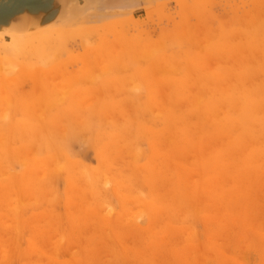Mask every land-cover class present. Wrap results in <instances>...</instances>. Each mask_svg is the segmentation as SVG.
Returning a JSON list of instances; mask_svg holds the SVG:
<instances>
[{
    "label": "rangeland",
    "instance_id": "1",
    "mask_svg": "<svg viewBox=\"0 0 264 264\" xmlns=\"http://www.w3.org/2000/svg\"><path fill=\"white\" fill-rule=\"evenodd\" d=\"M242 1L107 0L66 28L139 25L0 59V264H264V0Z\"/></svg>",
    "mask_w": 264,
    "mask_h": 264
},
{
    "label": "bare ground",
    "instance_id": "2",
    "mask_svg": "<svg viewBox=\"0 0 264 264\" xmlns=\"http://www.w3.org/2000/svg\"><path fill=\"white\" fill-rule=\"evenodd\" d=\"M178 1V5H182L184 2H185V0H177ZM244 1V0H243ZM242 1V2H243ZM248 1V0H247ZM252 1V0H251ZM254 1V0H253ZM252 1V2H253ZM255 1H261V0H255ZM230 2V1H229ZM232 3V5H233V3H234V1L233 2H231ZM254 3H256V4H258L259 2H254ZM261 3V2H260ZM263 3V2H262ZM236 4V3H235ZM252 4V3H251ZM250 4V5H251ZM228 5H230V4H228ZM237 5V4H236ZM161 6V5H160ZM235 6V5H234ZM252 6V5H251ZM257 6V5H256ZM260 6V5H259ZM264 6V5H263ZM116 7V6H115ZM246 7V6H245ZM254 7H255V5H254ZM103 8V7H102ZM111 8V7H110ZM230 8H231V10H230V12L232 11L233 13H235L236 15H238V17H239V14H237L236 12H235V8L233 7L232 8V6L230 5ZM229 8V9H230ZM240 8H243V6H241ZM239 8V9H240ZM247 8V7H246ZM246 8H243V9H246ZM252 8V7H251ZM264 8V7H263ZM223 9H226V8H224L223 7ZM228 9V10H229ZM234 9V10H233ZM248 9V8H247ZM246 9V10H247ZM258 10L260 9L259 7L257 8ZM256 9V11L257 12H260V11H258ZM95 10H96V8H95ZM98 10V9H97ZM101 10V9H100ZM107 10V9H106ZM228 10H227V12H228ZM245 10V11H246ZM248 10H250V7H249V9ZM252 10V9H251ZM240 11V10H239ZM255 11V12H256ZM148 12V11H147ZM223 12H225V11H223ZM227 12H225V14L227 15ZM229 12V13H230ZM241 12V11H240ZM247 12V11H246ZM221 13V12H220ZM242 13H243V10H242ZM241 13V14H242ZM251 14H252V12H251ZM255 14V13H254ZM219 15V14H218ZM243 15H245V14H242V17H243ZM250 15V14H249ZM259 15H261L260 13H259ZM87 16H88V14H87ZM97 16H99V15H97ZM97 16H96V18H97ZM101 16V15H100ZM107 16V15H106ZM223 16V15H222ZM247 16V15H246ZM245 16V17H246ZM262 16V15H261ZM84 17V16H83ZM109 17H111L110 15H109ZM113 17V16H112ZM125 17V16H124ZM127 18H119V19H110L111 21H104V23H101V24H98V25H100V26H89V27H83V28H66V27H64L63 25H61V23L62 22H57V23H53V24H47V25H45V26H42V27H40V28H37V29H34V30H31V31H22V32H19V31H16V32H11L10 33V35H9V38L7 39L6 37H5V35H4V32L3 31H1L0 30V59L2 58H5V59H7V60H12V59H15V58H18V57H22V56H25V55H27V54H30L34 49H36V48H40V47H42V45L43 46H45V45H48V44H51V43H53V44H60V47H61V45H63V42L64 41H66V42H68V40H69V38H75V37H86V39H87V36H89V35H91V34H98V35H103V33H105L106 31H111V32H122V30H123V28L125 29V26H126V24H132L133 26H136V24L137 25H139V23L138 22H140V21H137V20H135L131 15L129 16H126ZM194 17V16H193ZM202 17V16H201ZM220 17H221V15H220ZM224 17V16H223ZM228 17V16H227ZM248 17H250V16H248ZM258 17V16H257ZM219 18V17H218ZM236 17H234V19H235ZM252 18V17H251ZM90 19V18H89ZM107 19V18H106ZM188 19H189V16H188ZM212 19V18H211ZM80 20V19H79ZM99 20V19H98ZM203 20V19H202ZM239 20H240V18H239ZM242 20V19H241ZM28 20H26V19H19V21H18V25H24V23H26ZM189 21V20H188ZM97 22V21H96ZM245 22H246V20H245ZM245 22H243V23H245ZM251 23V22H250ZM249 23V24H250ZM224 24V23H223ZM141 25V24H140ZM74 26V25H73ZM83 26V25H82ZM72 27V26H71ZM192 28V27H191ZM162 30V29H161ZM147 31V30H146ZM158 31V30H157ZM142 32H144V31H142ZM154 32V31H153ZM147 33V32H146ZM152 33V32H151ZM228 33V32H227ZM185 34V33H184ZM189 34V33H188ZM113 35V34H112ZM115 35V34H114ZM236 35V34H235ZM154 36V35H153ZM237 36V35H236ZM235 36V37H236ZM245 37V36H244ZM243 37V40H245L246 39V37L244 38ZM154 38V37H153ZM232 38V37H231ZM248 38V37H247ZM68 39V40H67ZM76 39V38H75ZM85 39V40H86ZM135 39V38H134ZM88 40V39H87ZM95 40H96V38H95ZM165 40V39H164ZM231 40V39H230ZM234 40V39H233ZM240 40V39H239ZM241 40H242V38H241ZM92 41V40H91ZM101 41V40H100ZM119 41V40H118ZM166 41V40H165ZM249 41V40H248ZM65 42V43H66ZM76 42V41H75ZM80 42V41H79ZM94 41H92V43H93ZM140 42V41H139ZM161 42V41H160ZM95 43V42H94ZM104 44H106L105 42H103ZM130 43V42H129ZM133 43V42H132ZM135 43L136 42H134L133 44H134V46H136L135 45ZM141 43V42H140ZM162 43V42H161ZM84 44V43H83ZM150 44V43H149ZM158 44V43H157ZM163 44V43H162ZM123 45V44H122ZM155 45H156V43H155ZM154 45V46H155ZM218 45V44H217ZM223 45V44H222ZM59 46V45H58ZM106 46V45H105ZM104 46V47H105ZM118 46V45H117ZM117 46H115V47H117ZM133 46V45H132ZM130 47V48H133V47ZM163 46V45H162ZM161 46V47H162ZM220 46V45H219ZM46 47V46H45ZM89 47V46H88ZM122 47V46H121ZM128 47V46H127ZM140 47V49H141V46H139ZM142 47H144V45L142 46ZM146 47H147V45H146ZM146 47H145V49H143V53H145L144 52V50H147L149 53L151 52L149 49H150V47H149V45H148V47L147 48H149V49H146ZM157 47V46H156ZM260 47V46H259ZM97 49H98V47H96ZM119 48V47H118ZM118 48H115V49H118ZM152 48V47H151ZM225 48V47H224ZM58 49H60V48H58ZM88 49V48H87ZM96 49V50H97ZM105 49V48H104ZM103 49V50H104ZM125 49V48H124ZM136 49V48H135ZM156 49V48H155ZM154 49V50H155ZM159 49H160V46H159ZM213 49V48H212ZM223 49V48H222ZM62 50V49H61ZM83 50H84V52H85V49L83 48ZM82 50V51H83ZM95 50V51H96ZM102 50V51H103ZM118 50H120V52H121V50L123 51V48H121V49H118ZM117 50V52L116 53H118L119 51ZM137 50H138V48H137ZM241 50V49H240ZM128 51V50H127ZM239 51V50H238ZM246 51V50H245ZM87 52V51H86ZM85 52V53H86ZM101 52V51H100ZM99 52V53H100ZM104 52V51H103ZM118 53V55L119 54H121V53H123V52H121V53ZM128 52H130V51H128ZM154 52H156V51H154ZM223 52V51H222ZM71 53V52H70ZM88 53V52H87ZM93 53V52H92ZM98 53V52H97ZM114 53V52H113ZM135 53H136V51H135ZM139 52H137V54H138ZM142 53V52H141ZM147 53V52H146ZM148 53V54H149ZM239 53V52H238ZM241 53V52H240ZM239 53V54H240ZM243 53V52H242ZM245 53V52H244ZM243 53V54H244ZM261 52H259V54H260ZM38 54V53H37ZM95 54H96V52H95ZM101 54H102V52H101ZM105 54V53H104ZM131 54H134V52H131ZM130 54V55H131ZM151 54V53H150ZM149 54V55H150ZM218 55H219V53H217ZM83 55H85V57H86V54H82V59L83 58H85V57H83ZM112 55V54H111ZM110 55V56H111ZM124 55V54H123ZM122 55V56H123ZM128 55H129V53H128ZM139 55V54H138ZM141 55V54H140ZM147 55V54H146ZM223 55H224V52H223ZM222 55V56H223ZM238 55V54H237ZM256 55H257V53H256ZM71 56H72V54H71ZM109 56V57H110ZM114 56H116V55H114ZM121 56V55H120ZM119 56V57H120ZM125 56H126V54H125ZM155 56V55H154ZM222 56H220V58L222 57ZM43 57V56H42ZM41 57V58H42ZM73 57H74V55H73ZM96 57V56H95ZM106 57H108V56H106ZM149 57V56H148ZM229 57V56H228ZM90 58H91V56H90ZM99 58V57H98ZM172 58V57H171ZM170 58V59H171ZM222 58H224L225 59V57H222ZM256 58V57H255ZM262 58V57H261ZM260 57H259V61H260V59H261ZM1 59V60H2ZM92 59V58H91ZM94 59V58H93ZM108 60L109 59H111V58H107ZM113 59V58H112ZM114 59H115V57H114ZM117 59H118V57H117ZM180 59V58H179ZM0 60V62H3V61H5V60H3V61H1ZM86 61H87V58L85 59ZM84 60V61H85ZM98 60L99 59H97V62H98ZM116 60V59H115ZM165 60V59H164ZM176 60V59H175ZM187 60H188V58H187ZM83 61V60H82ZM85 61V62H86ZM95 61V60H94ZM171 61V60H170ZM177 61V60H176ZM189 61V60H188ZM231 61V60H230ZM233 61H234V59H233ZM8 63H10L9 61H7ZM6 62V63H7ZM85 62L83 63V64H85ZM111 62V61H110ZM109 62V63H110ZM180 62V60L178 61V63ZM3 63H5V62H3ZM2 63V64H3ZM94 63V62H93ZM124 63V62H123ZM215 63H218L217 61L215 62ZM228 63V62H227ZM88 64H89V62H88ZM90 64H92L91 63V61H90ZM102 64V63H101ZM182 64V63H181ZM180 64V65H181ZM1 65V64H0ZM95 65V64H94ZM97 65H99L98 63H97ZM108 65V64H107ZM107 65L105 64L104 66L105 67H107ZM160 65V64H159ZM162 65H164V64H162ZM165 65H167V69L168 68H170L169 67V65H170V63L168 64H165ZM175 65V63H173V65L172 66H174ZM177 65V64H176ZM184 65V64H183ZM4 66V65H3ZM111 66V65H110ZM5 67V66H4ZM3 67V68H4ZM13 67V66H12ZM163 67V66H162ZM161 67V68H162ZM176 67V66H175ZM1 68V67H0ZM32 68H34L33 66L30 68V69H32ZM164 69H166L165 68V66L163 67ZM173 68V67H172ZM110 69V68H109ZM176 69H177V67H176ZM182 69H184V66H183V68ZM205 70H206V68H204ZM36 70V68L34 69V71ZM102 70H104L103 68H102ZM108 70V69H107ZM179 70H181V68L179 69ZM202 71H203V69H201ZM36 72H37V70H36ZM178 72V71H177ZM205 72H210V71H205ZM213 72V71H212ZM150 73V72H149ZM179 73H180V71H179ZM147 74V73H146ZM212 74H214V73H212ZM217 74H218V71H217ZM216 74V75H217ZM1 75L2 74H0V80L2 79L3 80V78L1 77ZM29 75V74H28ZM31 75V74H30ZM205 75V74H204ZM215 75V74H214ZM231 75V74H230ZM32 76H35V74L34 75H32ZM149 76V75H148ZM147 76V77H148ZM208 76V75H207ZM150 77V76H149ZM149 77H148V79H149ZM13 78V77H12ZM8 79H9V77H8ZM8 79H7V81H8ZM44 79V78H43ZM113 79H115V78H113ZM113 79H112V81H113ZM146 79V78H145ZM204 78H203V76H202V80H203ZM219 79V78H218ZM228 79V78H227ZM1 80V81H2ZM142 80V79H141ZM151 81H152V79H150ZM225 80V79H224ZM13 81V80H12ZM42 81H44V80H42ZM106 81V80H105ZM151 81H150V83H151ZM187 81V80H186ZM226 82H227V80H225ZM233 81V80H232ZM3 82V81H2ZM146 82H148V80L146 81ZM153 82V81H152ZM198 82H200V81H198ZM54 83V82H53ZM113 83V82H112ZM185 83V82H184ZM211 83V82H210ZM48 84V83H47ZM108 84V83H107ZM209 84V83H208ZM230 85L231 86V84H230V82L229 83H227L225 86L227 87V85ZM52 85V84H51ZM164 85H167V84H164ZM171 85V84H170ZM185 85V84H184ZM228 85V86H229ZM6 86H7V84H6ZM17 86V85H16ZM110 86H111V83H110ZM2 87V86H1ZM1 87H0V90H1ZM10 87H11V85H10ZM48 87H50V86H48ZM169 87V86H168ZM224 87V86H223ZM7 88V87H6ZM12 88V87H11ZM13 88H16L15 86H13ZM12 88V89H13ZM69 88H71V87H69ZM167 88V87H166ZM228 88V87H227ZM170 89V88H169ZM208 89V88H207ZM220 89H221V87H220ZM224 89H226L225 87H224ZM66 90V89H65ZM205 90V89H204ZM216 90V89H215ZM214 90V91H215ZM227 90V89H226ZM228 90H230L229 88H228ZM1 91H3V90H1ZM50 91V90H49ZM58 91H61V90H58ZM63 91V90H62ZM67 91V90H66ZM89 91V90H88ZM151 91V90H150ZM225 90H223V92H224ZM4 92V91H3ZM2 92V93H3ZM52 92V91H51ZM64 92V91H63ZM98 92V91H97ZM165 92H166V90H165ZM167 92H168V90H167ZM208 92V91H207ZM210 92V91H209ZM222 92V93H223ZM257 92H259V91H257ZM67 93V92H66ZM71 93V92H70ZM93 93V92H92ZM154 93V92H153ZM170 93H171V91H170ZM179 93V92H178ZM212 93H213V91H212ZM217 93V92H216ZM249 93V92H248ZM4 95L6 94V93H3ZM46 94L47 93H44L43 95H44V97H46ZM55 94V93H54ZM59 94V93H58ZM60 94H62V95H64L65 93H62V92H60ZM84 94V93H83ZM184 94V93H183ZM207 94V93H206ZM250 95H251V93H249ZM8 95V94H7ZM7 95L5 96L6 98H4V100L5 99H9V97H7ZM48 95V94H47ZM61 95V96H62ZM90 95V94H89ZM218 95H219V93H218ZM217 95V96H218ZM41 96H42V94H41ZM54 96V95H53ZM85 96H86V94H85ZM259 96V95H258ZM1 98H2V96H0ZM43 97V96H42ZM81 97V96H80ZM164 97V96H163ZM168 97V96H167ZM220 97V96H219ZM60 98V97H59ZM67 98V97H66ZM85 98V97H84ZM190 98H191V96H190ZM196 98H197V96H196ZM198 98H200V97H198ZM218 98V97H217ZM3 99V98H2ZM72 99V98H71ZM76 99H79V97L78 98H76ZM189 99V98H188ZM187 99V100H188ZM82 100H83V98H82ZM149 100V99H148ZM195 100V99H194ZM198 100V99H197ZM200 100V99H199ZM222 100V99H221ZM220 99H219V101H221ZM184 101V100H183ZM1 102V101H0ZM4 102H6V100L4 101ZM80 102V101H79ZM161 102V101H160ZM190 102V101H189ZM217 102V101H216ZM215 102V103H216ZM96 103H97V101H96ZM152 103H154V102H152ZM224 104V103H223ZM161 105V104H160ZM189 105H191V103L189 104ZM187 106V107H190V106ZM219 105V104H218ZM218 105H217V107H218ZM223 106H225V105H223ZM156 107V106H155ZM160 107V106H159ZM163 107V106H162ZM161 107V108H162ZM226 107H227V105H226ZM158 108V107H157ZM161 108H159V109H161ZM166 108V107H165ZM180 108V107H179ZM159 109H157V110H159ZM154 110V109H153ZM152 110V111H153ZM229 110H231V109H229ZM156 111V110H155ZM165 112V111H164ZM199 112H201L200 110H199ZM230 112V111H229ZM159 113H161V112H159ZM167 113V112H166ZM173 113V112H172ZM228 113V112H227ZM233 114V113H232ZM188 116V115H187ZM244 121V120H243ZM247 121V120H246ZM249 123H250V121H249ZM87 127V126H86ZM166 129V128H165ZM1 131V130H0ZM37 132V131H36ZM35 134V133H34ZM146 135V134H145ZM3 136V135H2ZM79 136V135H78ZM146 137H147V135H146ZM1 139V138H0ZM4 142V141H3ZM1 146H2V144H1ZM37 160V159H36ZM33 161V160H32ZM31 163V162H30ZM46 166V165H45ZM76 170V169H75ZM70 195H72V194H70ZM74 195V194H73ZM79 195V194H78ZM83 195V194H82ZM81 197V196H80ZM79 197V198H80ZM82 200V199H81ZM80 200V201H81ZM14 201L16 202L17 200L15 199V200H13V203H14ZM11 204V203H10ZM15 204V203H14ZM14 204H12V207L14 206ZM125 204V203H124ZM131 204V203H130ZM127 205V204H126ZM68 207H69V205H68ZM137 207H139V206H137ZM5 209H6V207H5ZM13 209V208H12ZM136 209V208H135ZM135 209L134 210H131V212L132 213H134L135 212ZM138 209V208H137ZM136 209V210H137ZM141 209V208H140ZM139 209V210H140ZM8 211H9V209H8ZM134 211V212H133ZM12 213H13V211H12ZM134 214H132V216H133ZM128 216V215H127ZM13 223V222H12ZM1 252V251H0ZM35 257V256H34Z\"/></svg>",
    "mask_w": 264,
    "mask_h": 264
},
{
    "label": "water",
    "instance_id": "3",
    "mask_svg": "<svg viewBox=\"0 0 264 264\" xmlns=\"http://www.w3.org/2000/svg\"><path fill=\"white\" fill-rule=\"evenodd\" d=\"M107 0H0V30L31 31L47 24L62 22L67 27ZM19 19L28 20L18 25Z\"/></svg>",
    "mask_w": 264,
    "mask_h": 264
}]
</instances>
